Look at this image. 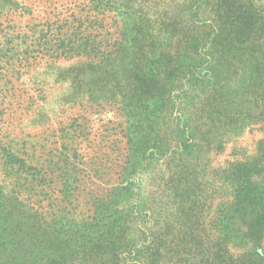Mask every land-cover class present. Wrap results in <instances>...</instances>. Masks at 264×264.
<instances>
[{
  "label": "rangeland",
  "instance_id": "374dc122",
  "mask_svg": "<svg viewBox=\"0 0 264 264\" xmlns=\"http://www.w3.org/2000/svg\"><path fill=\"white\" fill-rule=\"evenodd\" d=\"M0 264H264V0H0Z\"/></svg>",
  "mask_w": 264,
  "mask_h": 264
},
{
  "label": "trees",
  "instance_id": "16d2710c",
  "mask_svg": "<svg viewBox=\"0 0 264 264\" xmlns=\"http://www.w3.org/2000/svg\"><path fill=\"white\" fill-rule=\"evenodd\" d=\"M51 228L54 233L62 235L67 241L81 240L86 234H90V230L96 234L99 232L98 224H82L68 218L53 219Z\"/></svg>",
  "mask_w": 264,
  "mask_h": 264
}]
</instances>
